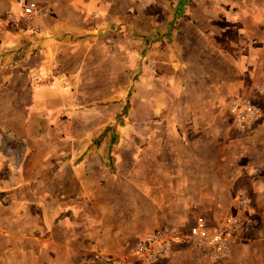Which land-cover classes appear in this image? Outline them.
<instances>
[{
    "label": "crops",
    "instance_id": "crops-1",
    "mask_svg": "<svg viewBox=\"0 0 264 264\" xmlns=\"http://www.w3.org/2000/svg\"><path fill=\"white\" fill-rule=\"evenodd\" d=\"M35 1L43 13L26 17L17 0H0V264H105L132 254L127 238L226 213L241 216L228 258L176 243L155 264H264V148L251 143L239 163L240 138L219 116L239 78L237 28L217 45L205 21L180 20L191 0H160L159 11L136 0ZM260 8L245 33L263 42L248 69L264 93ZM191 51L223 54L200 86L174 71ZM257 126L249 141L264 142V120Z\"/></svg>",
    "mask_w": 264,
    "mask_h": 264
},
{
    "label": "rangeland",
    "instance_id": "rangeland-1",
    "mask_svg": "<svg viewBox=\"0 0 264 264\" xmlns=\"http://www.w3.org/2000/svg\"><path fill=\"white\" fill-rule=\"evenodd\" d=\"M263 2H264L263 0H191V2L189 3L191 10L187 9V11L183 15V18L180 19V20L183 19L184 21H189V22L190 21L192 22H195V21L204 22L205 21L207 24L206 32L215 38L214 43H216L217 45L220 43L222 47H223V44L227 42L226 39L224 40V37L227 38L228 40L231 37L232 31L229 28L230 25L235 27L233 30L237 28V31L239 32V45L236 48L238 50L236 52L238 55V58L235 57L234 55V58H237L236 60L238 61L237 65L239 67V78L234 88H232L231 92L228 93L227 95L228 97L226 99L225 104L223 105V109H220L221 112L219 113V116L227 118V121L230 122L229 123L230 130L232 131V133L233 132L236 133L240 138L237 141V150H238L237 159L239 163L241 164L247 162L248 160V156H247L248 152H246V148L252 147L251 143H254L256 145L254 146L255 148L258 146H261L260 148H264L263 141H260V140L254 141V142L249 141V136H251L252 134L254 135L256 133L258 134L260 132V130H258L257 125L258 123L264 120V93L261 91H258L257 89L250 88L252 81H251L250 72L248 69V64H250L249 58H250L252 49L261 50L263 47V42L255 38L253 39L252 37H248L245 33L248 28L252 27V21H250V16L252 14L262 17L263 12H262V8H260V5H262ZM160 3H161L160 0H154L153 2L149 4H146L149 6L147 7V9L159 11L160 9L159 7L161 6ZM176 20H179V19L178 18L172 19V23H176ZM220 26L228 27V28L226 30L224 28L220 29ZM259 28L262 31V27H259ZM226 31H229V35L227 34V35H224V37H222V35H220V32L225 33ZM196 41H198V39H196ZM225 48L230 49L229 46H224L223 50L226 52H223V51L222 52L225 55H228L230 57V55L234 54L231 50L230 51L232 53ZM217 54L218 56L216 57L214 56V54L206 53V52H196V53L193 51L188 52L184 57L182 56L180 59L181 61L180 68L182 69L180 70L175 69L174 71H177V72L180 71L182 73H185V76L183 78L187 79L189 81L188 83H190L192 86H200L201 83L199 82V80L203 81L205 78L206 79L208 78L209 80H211L212 77H214L216 67L221 68L220 59L223 54L220 52ZM169 72H170V69H169ZM186 74H189L188 77L186 76ZM147 81L148 82L146 85H149L150 84L149 79H147ZM204 83H205V80H204ZM218 87L220 88L222 87V85L218 84ZM242 96L246 97L250 102L254 103L260 109L259 118L255 121L253 126L249 128L248 130L238 129L234 124L233 117L228 111L229 103L232 100L236 99L237 97H242ZM192 110L198 111L196 109H192ZM146 112H148L147 109H146ZM208 112H210V110H208ZM124 114L126 115V118L129 117L127 109H126V112H124ZM157 115H159V113ZM211 116H213V113L211 114ZM126 128H129V127L126 126ZM262 133L264 132L262 131ZM195 136L197 135L188 134L187 136L189 143H191L192 145L191 148H193ZM222 143H224V150H225L227 148L228 143L227 142H222ZM167 144L170 147V141L167 142ZM165 146H166V141L162 140L160 147L165 148ZM196 151H199V150L196 149ZM263 159L264 158H260V160H263ZM145 175L146 177L148 176V174H145ZM147 179L148 178H144L143 181ZM249 202L250 201H248V203ZM190 208H191L190 216H193L194 213H195L194 215H197L198 213H200L198 206L193 205V206H190ZM226 214H229V213H226ZM246 217H248V215H245L244 220L246 219ZM248 222L249 220L244 222L242 225L243 227L242 232H244V235L249 230H251L253 227L251 225V222L250 223ZM190 224H191L190 221L186 220L184 223L179 224L178 227L176 228L181 229L182 231L185 232L188 229V226ZM252 224L254 225V223ZM242 236H243V233H242ZM139 239H141V237L127 238L126 239L127 242L125 245L126 249H131L132 247L134 248L135 245L138 243ZM241 242L245 244L248 241L241 240ZM110 256L112 257V255ZM113 258L115 257L113 256ZM115 259L118 261L121 260L120 264H122V262L130 263V262L135 261V259H133L132 257V254L124 257L123 259H118V258H115ZM95 260H100V259L97 258Z\"/></svg>",
    "mask_w": 264,
    "mask_h": 264
},
{
    "label": "built area",
    "instance_id": "built-area-1",
    "mask_svg": "<svg viewBox=\"0 0 264 264\" xmlns=\"http://www.w3.org/2000/svg\"><path fill=\"white\" fill-rule=\"evenodd\" d=\"M17 1L21 13L26 17L43 13L42 6L35 0ZM136 1L146 5L154 0ZM228 111L233 117L235 126L240 130L251 128L260 115V109L243 96L232 100L228 105ZM238 203L243 208L247 207L248 200L243 193H239ZM240 226V215L226 214L213 222L199 215L185 232L165 226L146 234L133 248L132 256L138 264H155L170 255L175 243H185L195 248L203 258L217 262L230 255L231 245L238 238ZM104 263L120 264V261L105 256Z\"/></svg>",
    "mask_w": 264,
    "mask_h": 264
}]
</instances>
